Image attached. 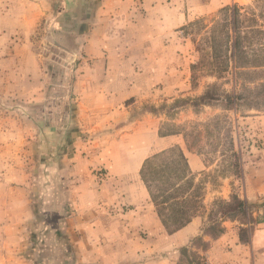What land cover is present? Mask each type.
<instances>
[{"label":"crops","instance_id":"obj_1","mask_svg":"<svg viewBox=\"0 0 264 264\" xmlns=\"http://www.w3.org/2000/svg\"><path fill=\"white\" fill-rule=\"evenodd\" d=\"M30 5L41 11L43 0ZM228 6H238L242 14L258 20L246 19L242 30L247 33L246 56L257 63L236 67L232 59L229 68L234 69L235 79L227 91L242 96L239 108L230 110L239 116L242 108L248 112L264 108V0H62L61 12L70 20L63 21L59 15L55 19V25L65 32L57 39L71 61L79 59L71 69L76 75L71 83L72 99L65 106V112L71 110V123L64 139L74 138L76 148L63 149L64 174L70 186H77L73 192L81 191L71 198L75 209L70 212L78 220L76 231L87 236L80 249L96 251V264H121L126 250L161 251L166 256L160 264H178L172 252L179 257L192 237L203 234L207 216L201 214L199 204L204 201L197 196L198 209L191 221L169 233L140 176L147 158L178 146L190 166L188 177H192L206 168L203 154L191 148L185 131L161 135L163 117L147 113L133 119L131 107L144 99L171 101L173 96L190 93L185 90H189L195 56L185 47L190 39L180 34L181 28ZM29 42L20 39L6 61L15 62L19 74L32 76L28 80L38 86L46 73ZM248 115H243L248 118L245 123L264 129V115ZM56 135L50 154L61 147L58 130ZM98 169H103L101 177L95 173ZM227 186L226 180L220 199L230 200ZM250 231L252 247L230 227L215 239L203 235L211 243L205 264H260L257 234ZM157 263L147 260L144 264Z\"/></svg>","mask_w":264,"mask_h":264},{"label":"rangeland","instance_id":"obj_2","mask_svg":"<svg viewBox=\"0 0 264 264\" xmlns=\"http://www.w3.org/2000/svg\"><path fill=\"white\" fill-rule=\"evenodd\" d=\"M33 1L0 0V264H96V251L80 249L87 236L76 231L78 220L70 212L75 209L71 198L81 191L73 192L77 186H70L64 174V148H76L74 138L64 139L71 123V110L65 112V106L72 99L71 83L76 75L71 69L79 59L70 60L67 48L57 39L65 32L54 21L58 15L63 21L70 17L61 12L62 0H43L41 11L30 5ZM31 15L36 18H29ZM223 17L222 9L181 28L180 34L190 39L185 47L195 56L187 82L189 90H185L190 93L173 96L171 101L144 99L131 107V118L153 113L163 117L159 133L186 132L191 148L203 154L206 164L203 171L192 176L196 180L194 192L200 202L204 201L199 204L201 214L207 216L204 229L211 223L212 210L219 208L216 203L227 180L231 196L238 194L247 200L250 217L228 219L223 224L240 239L241 235L250 239L253 229L259 262L264 264V129L251 128L245 123L248 118L243 117L264 115V108L249 112L242 108L237 116L234 110L221 106L195 105V100L213 86L231 90L234 85V69L220 70L209 41L216 35L221 46L224 33L219 22ZM20 39H29L31 51L41 57L39 63L46 75L38 86L28 80L32 76L19 74L15 62L6 61ZM57 130L61 147L50 154ZM102 170L95 173L101 177ZM165 173L161 180H170L175 174ZM197 236L180 249L179 257L172 252L178 264H191L193 252H199L206 262V252H200L194 243ZM122 254L121 264H144L147 260L160 264L166 256L161 251L146 250Z\"/></svg>","mask_w":264,"mask_h":264},{"label":"trees","instance_id":"obj_3","mask_svg":"<svg viewBox=\"0 0 264 264\" xmlns=\"http://www.w3.org/2000/svg\"><path fill=\"white\" fill-rule=\"evenodd\" d=\"M223 12L224 17L219 22L224 33L221 46H218L216 35L209 39L213 52H215V61L221 65L220 70H229L232 59H235L236 67L255 65L257 62L254 58L246 56L247 33L243 34L242 30L246 19H253V21L258 22L257 18L242 14L238 6L225 7ZM196 66V63L192 65L193 68ZM215 87L213 86V89L207 90L198 100H195V105L221 106L225 109L239 108L242 100L240 94L224 89L216 90ZM171 133L161 132L160 134ZM234 155H238V152L235 151ZM158 159L161 162L156 163ZM168 171L175 173L172 179L168 180V177L166 180H161V178L164 179L165 172ZM189 174H191L189 163L178 146L168 148L147 158L140 170L141 179L149 191L165 229L169 233L187 225L198 209L197 194L193 189V177H188ZM191 189L193 190L190 191ZM189 192H191L190 197L187 195ZM216 205L219 208L212 210L210 214L211 223L203 230V235H209L214 239L225 232L224 221L235 220L240 216L250 217L247 200L242 199L238 194H232L230 200L221 199ZM218 214L219 216H217ZM243 230L248 231V228H243ZM241 241L245 243L249 242L250 239L241 235ZM194 243L204 252L209 249L211 244L210 241L204 240L202 235L197 236ZM184 251L188 253L187 248ZM190 261L191 264H205L204 258L199 252H193V259Z\"/></svg>","mask_w":264,"mask_h":264}]
</instances>
